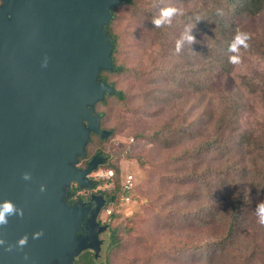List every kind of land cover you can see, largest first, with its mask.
I'll use <instances>...</instances> for the list:
<instances>
[{
  "label": "rangeland",
  "instance_id": "374dc122",
  "mask_svg": "<svg viewBox=\"0 0 264 264\" xmlns=\"http://www.w3.org/2000/svg\"><path fill=\"white\" fill-rule=\"evenodd\" d=\"M134 1L140 7L137 12L120 10L113 21L118 39L115 62L124 71L109 78L126 99L109 98L95 111L101 116L100 127L111 132L103 144L107 163L118 168V177L133 172L136 186L126 214L112 217L107 232L100 236L103 245L96 263L264 264V227L255 215L264 201V11L235 20L237 33L249 36L247 47L231 54L238 55L240 63H230L227 56L223 69L200 73L204 66L199 61L191 68L199 69L197 73L189 72L183 81L173 83L172 63H163L166 56H158L157 48L150 50V20L144 13L159 4L185 13L193 6L213 5L215 0ZM141 8L146 12L141 13ZM164 64L169 75L158 82L154 76ZM199 85V92L193 93ZM224 98L234 99L238 106L226 153H203L197 159L185 156L216 129L214 121L202 126V136L191 140L183 137L169 147L151 142L156 130L167 135L166 125H177L182 114L187 117L185 123L202 117L204 110L218 118ZM95 140L90 137L88 151L95 150ZM231 164L239 169L237 175L227 171ZM210 168L221 171V178L210 175ZM108 170L112 169L101 167L91 175L102 180L104 188ZM201 175H210L207 180L216 185L204 189L205 183L197 178ZM238 201L243 208L228 235L231 211ZM205 207L213 210L201 214Z\"/></svg>",
  "mask_w": 264,
  "mask_h": 264
},
{
  "label": "water",
  "instance_id": "95a60500",
  "mask_svg": "<svg viewBox=\"0 0 264 264\" xmlns=\"http://www.w3.org/2000/svg\"><path fill=\"white\" fill-rule=\"evenodd\" d=\"M123 2L0 0V203L11 201L24 213L0 226V264H74L86 251L100 256L99 234L108 226L96 218L107 201L91 195L73 202L70 186L92 189L88 176L105 161L97 153L79 167L90 135L111 134L100 129L95 104L117 94L101 72L115 71L108 26Z\"/></svg>",
  "mask_w": 264,
  "mask_h": 264
},
{
  "label": "trees",
  "instance_id": "16d2710c",
  "mask_svg": "<svg viewBox=\"0 0 264 264\" xmlns=\"http://www.w3.org/2000/svg\"><path fill=\"white\" fill-rule=\"evenodd\" d=\"M134 3V0H125V2L120 4L113 11V20L108 26V29L115 41V50L112 54L115 71L111 73L101 72V77H103L108 84H111L113 86V89L117 94L110 96L105 95L102 102H98L95 104V109L98 106L105 104L106 100L109 98H115L119 101H123L124 98L126 99V95H124L123 91L118 90L115 83L111 82L109 78L111 74H120L124 71V68L122 66H117L115 62V57L118 52V39L116 34L113 32V21L114 19H116L117 12L120 10L121 12L124 11V9L128 11L132 10L131 13L137 12L138 10L136 11V9H140V7H135ZM164 8H168V6H166V4H159L158 7L153 8L154 10L150 9V11L148 10L146 12L144 8H141L143 11H140L141 13L146 12L144 14L150 20V30L147 33V37L150 36V39H147L148 44L150 45V50L157 48L154 50V52H156L158 56H166H163V63H165V61H168V64L172 63L171 71L170 69L166 68L164 64V67H162V69H159L158 74L154 76V80L163 82L161 78H166L169 75L167 74V72L170 71L172 81L173 83H176V80L177 82L183 81L184 75H189V72L197 73L199 69L192 70L191 68L195 63H198L199 61L204 66L203 69H201L200 73H203L206 70L210 72L214 68L223 69V67L225 66L224 63L227 60V56H229L230 58L232 54V52L229 51L230 45L232 44L235 36L238 34L236 31L235 20L238 16H242L245 13L253 15L262 13L264 11V0H215L213 5H205L202 8L193 6L189 11L174 16L170 24H165L157 28L152 24L153 14H155L154 17H158L161 10ZM188 28H193L191 35L195 37L196 43L192 45L185 43L181 51L177 54L176 43L185 34V31ZM164 75L166 76L163 77ZM175 87L177 88V85H175ZM199 90L200 85L195 87L192 92L198 93ZM154 92L159 93L158 91ZM162 93L163 92L159 94L162 95ZM168 95H173L172 91H170ZM203 98L204 97H201V99ZM236 104L237 102H235L234 99L232 100V98H224L222 111L219 114L218 118H214L213 114L204 110L201 115L202 117L195 118L185 123L187 117L182 114V118H179L177 125H171V123H168L166 125L165 131L167 135H163L164 133L161 134V131L156 130L155 133L151 135L150 140L151 142H162L165 147H169L173 142H180L183 137H186V140H191L196 136H202V126L212 124V121H214L216 129L213 132L209 133L206 141H204L199 148L186 152L185 156H187V158L197 159L203 153L219 152L221 154H224L226 153V151H228L227 145H230L232 131L235 130L233 129V122L235 116L237 117L238 106ZM226 131L229 132L227 133V135L223 136L224 132ZM91 137L96 138L95 142H93L95 150L90 152L87 150L86 146L87 157L91 156L96 150L104 149L103 144L105 140H101L93 134L91 135ZM242 137H244V135H242ZM79 162H82L81 164H83L84 160L81 158L79 159ZM108 164L109 163L105 164L103 167L104 169H112L114 171V175L110 180V182H113V187L110 190L115 193L119 188L120 176L118 177V168L116 166H112L113 164ZM227 171H230L234 175H237L239 169L231 164ZM210 175H214L216 180H218L219 178H221V171L211 169ZM209 176H197L198 180H201L202 183H205L203 185V188L206 190H210L209 188L216 185V182H214L212 179L211 181L207 180ZM236 179L239 180V178L237 177ZM235 188L238 189L237 187ZM238 193L239 196L242 197V193L240 190H238ZM242 208L243 204L238 201L234 209L231 211V219L227 230L228 235L232 234V230L234 229V226L241 214ZM211 210H213V208L205 207L203 210H201V214H203V212L207 214L211 212ZM116 217L118 216H114V218ZM113 244L114 243H112L111 246ZM74 264L98 263H96V259H94L91 252H85L76 259Z\"/></svg>",
  "mask_w": 264,
  "mask_h": 264
},
{
  "label": "clouds",
  "instance_id": "9594fccd",
  "mask_svg": "<svg viewBox=\"0 0 264 264\" xmlns=\"http://www.w3.org/2000/svg\"><path fill=\"white\" fill-rule=\"evenodd\" d=\"M178 14H182L180 12V10L174 8V7H168V8H164L161 10L160 14L158 17H154L152 20V24L159 28L165 24H170L171 20L174 16L178 15ZM218 14H222V13H218ZM193 28H188L185 31V34L180 38V40L177 41L176 43V52L177 54L181 51L183 45L185 43L187 44H195L196 40L195 37L193 35H191ZM249 39L248 34L246 33H238L232 44L230 45L229 51L233 52V53H238V50L240 48V46H244L247 47L246 41ZM230 63L232 64H238L240 63V58L238 55H233L230 57ZM47 66V60H45L44 64L42 65V67H46ZM22 179L24 180H30L31 179V175L29 173H24L22 176ZM45 186H41L40 187V191L44 192ZM23 210L22 209H18L16 208V206L8 200L3 201L2 203H0V226H6L8 223V217L13 216V215H18L20 217H23ZM255 215L257 216V223L261 226L264 227V201H261L256 208V213ZM43 235V231L35 233L33 238L37 239L39 237H41ZM27 236L21 238L18 241V246L23 248L26 244H27ZM4 244L3 240H0V245ZM10 250V249H9ZM27 259V257H25Z\"/></svg>",
  "mask_w": 264,
  "mask_h": 264
},
{
  "label": "built area",
  "instance_id": "2783aa9c",
  "mask_svg": "<svg viewBox=\"0 0 264 264\" xmlns=\"http://www.w3.org/2000/svg\"><path fill=\"white\" fill-rule=\"evenodd\" d=\"M132 139L130 140V143ZM108 179L107 191L111 193L106 206L101 214V223H109L114 216H123L126 214V209L133 204V194L136 186L135 175L133 172H128L120 175L119 188L113 193V182H110L113 176V171L108 170L105 173Z\"/></svg>",
  "mask_w": 264,
  "mask_h": 264
},
{
  "label": "flooded vegetation",
  "instance_id": "af4514ba",
  "mask_svg": "<svg viewBox=\"0 0 264 264\" xmlns=\"http://www.w3.org/2000/svg\"><path fill=\"white\" fill-rule=\"evenodd\" d=\"M100 129H103V128H101L100 127ZM92 135V134H91ZM91 135H90V137H91ZM94 135V134H93ZM97 136V135H96ZM99 139H101V140H105L106 138H108L109 136H107V137H104V138H101V137H99V136H97ZM88 145V144H87ZM97 153H100L101 154V157H99L98 158V161H100L102 158H105V161L104 162H102L101 164H99L97 167H96V169L95 170H93L90 174H89V178L92 180V181H94L95 182V186L92 188V189H90V190H87V189H79L78 187H77V185H75V184H71V186H70V192H71V197H70V199H71V201H73V202H76V201H81V200H87L91 195H101L103 198H104V200H106L107 202H108V199H109V195H108V191H107V187L106 188H104L102 185H101V183H102V180H98V179H95L93 176H91L93 173H96L101 167H103L105 164H107V162H108V159H109V155L105 152V149H103V150H96L91 156H89V157H87V154H86V156L83 158V160H84V163L83 164H81L80 162H79V167L80 168H85L86 167V165H87V162L92 158V157H94ZM72 186H74V187H72ZM107 204V203H106ZM106 206V205H105ZM104 206V207H105ZM104 207H102L101 209H100V211H99V213L97 214V218H96V220H97V222L100 224V225H109V223H104V224H102L101 223V221H100V219H101V214H102V211H103V209H104ZM107 230H108V228L106 229V231H104V232H102L101 234H99V239H101L100 238V236L102 235V234H104V233H106L107 232ZM102 240V239H101ZM103 241V240H102ZM102 245H103V243H102ZM102 245H101V247H102ZM86 252H91V251H86ZM85 253V252H84ZM92 253V252H91ZM83 254V253H82ZM93 254V253H92Z\"/></svg>",
  "mask_w": 264,
  "mask_h": 264
}]
</instances>
